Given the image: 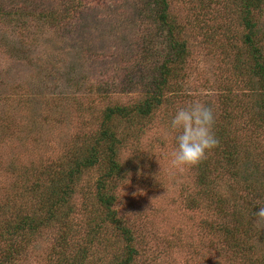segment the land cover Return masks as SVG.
<instances>
[{"label": "rangeland", "instance_id": "374dc122", "mask_svg": "<svg viewBox=\"0 0 264 264\" xmlns=\"http://www.w3.org/2000/svg\"><path fill=\"white\" fill-rule=\"evenodd\" d=\"M168 3L188 50L177 84L185 92L167 93L150 122L119 126L129 138L118 154L126 174L115 182L114 208L133 231L140 252L134 264H248L207 227L215 215L205 202L190 207L188 197L197 190L194 165L171 163L177 133L168 127L175 109L193 101L212 108L215 135L235 107L237 128L247 118L245 106L251 110L258 91L249 71L237 67L238 56L245 55L241 7L238 0ZM253 16L264 49V0ZM156 20L147 0H0V230L7 213L15 212L9 197L23 184L44 181L64 157L88 147L106 106L132 105L150 91L165 49L149 48V39L161 40ZM246 144L263 168L264 136ZM104 170L92 167L75 180L71 207H64L66 222L78 230L68 235L69 250L54 222L13 261L0 264H64L58 258L69 260L88 244L91 225L101 226L94 258L109 262L124 255V241L110 222L102 223L95 196ZM18 192L23 212L44 216L37 193ZM252 217L264 237V220Z\"/></svg>", "mask_w": 264, "mask_h": 264}, {"label": "trees", "instance_id": "16d2710c", "mask_svg": "<svg viewBox=\"0 0 264 264\" xmlns=\"http://www.w3.org/2000/svg\"><path fill=\"white\" fill-rule=\"evenodd\" d=\"M156 17L161 40L149 39L150 51L153 47L162 49L161 62L157 71L150 76V91L142 93L143 99L134 104H113L106 106L98 121L97 130L90 131L88 147L70 153L64 157L44 181L37 179L29 186L21 185L17 190L26 195H39L41 218L23 212L21 195L18 191L9 198L15 212L7 213L4 229L0 230V260L13 261L26 248L27 242L47 225L58 222L62 233L61 245L69 250L70 239L78 230L66 222L75 195L74 184L84 171L96 166L103 167L104 173L97 180L95 196L104 212L102 223L110 222L119 237L124 241L125 253L120 258L105 262L103 258H94V239L100 235L101 226H87L88 244L83 243L75 252L58 258L64 264H134L140 257L133 231L119 218L114 208L116 197L113 193L115 182L125 177L126 166L119 160V150L125 145L126 131L121 124L128 126L142 121L150 122L155 110L162 105L167 93L172 97L184 93L177 86L183 81L181 67L187 65L188 50L184 40L180 39L181 30L175 26L169 14L168 0H147ZM240 22L245 29L242 34L245 55L237 58V67L251 74V83L255 82L256 102L248 111L242 125L235 126V111L224 116L216 132L218 145L206 153V158L193 166L197 190L188 197L190 207L205 202L206 208L215 215L207 222V227L236 254L246 257L248 264H264L262 245L264 237L253 221L252 215L264 207V166L260 168L254 161V153L246 143L264 135V49L261 44L257 21L253 11H261L263 0H238ZM238 70V68H237ZM239 73V72H238ZM180 81V83H181ZM258 89V90H257ZM123 130V132H122ZM242 138V140L240 139ZM102 146V147H101ZM101 149L104 151L102 152ZM102 152V153H101ZM259 177L256 178L254 175ZM231 180V183L227 182ZM40 181V182H39ZM47 181V182H46ZM223 188V189H222ZM8 198V199H9ZM36 198V200H37ZM17 201H20L19 203ZM16 207L21 209L17 210ZM3 209V208H2ZM3 209V214H5ZM94 216H90L93 218ZM1 220V219H0ZM94 222H99L93 219ZM3 223V222H2ZM1 229V228H0ZM69 235V237H68ZM5 239L4 241H2ZM3 246V248H2ZM262 248V249H261ZM96 256V255H95Z\"/></svg>", "mask_w": 264, "mask_h": 264}, {"label": "clouds", "instance_id": "9594fccd", "mask_svg": "<svg viewBox=\"0 0 264 264\" xmlns=\"http://www.w3.org/2000/svg\"><path fill=\"white\" fill-rule=\"evenodd\" d=\"M213 125V110L204 103L193 101L177 107L168 122L169 129L177 133L171 163L190 166L205 159L206 153L219 143ZM254 216L264 220V207H259Z\"/></svg>", "mask_w": 264, "mask_h": 264}]
</instances>
